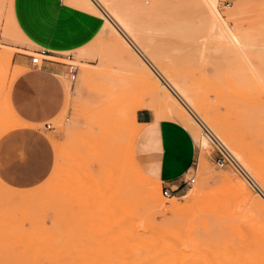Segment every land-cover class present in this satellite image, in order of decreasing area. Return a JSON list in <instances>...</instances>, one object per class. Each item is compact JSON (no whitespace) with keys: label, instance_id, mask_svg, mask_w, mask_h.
Masks as SVG:
<instances>
[{"label":"rangeland","instance_id":"374dc122","mask_svg":"<svg viewBox=\"0 0 264 264\" xmlns=\"http://www.w3.org/2000/svg\"><path fill=\"white\" fill-rule=\"evenodd\" d=\"M105 1L125 13L134 36L120 27ZM218 1L226 24L243 28L254 40L251 45L235 49L208 10L184 0L74 3L98 20L108 16L119 37L98 26L83 44L95 39L86 48L41 56L66 63L72 55L79 75L74 83L60 76L66 102L49 121L58 158L46 204L42 185L21 192L0 181V264H245L257 243L253 233H264L263 206L240 190L245 185L264 201L256 177L258 166L264 170V0ZM150 4L155 5L148 12L140 8ZM14 7L15 0H0V138L19 124L11 115L8 92L26 68L13 65L14 54L37 53L17 26ZM148 78L159 82L170 102L192 119L199 138L209 141L200 144L188 128L199 150L197 170L191 171L196 182L170 196L161 182L152 184L135 170L144 173L133 151L138 130L134 111L140 103L156 102ZM163 79L179 82L219 123L204 118L178 92L174 96ZM46 122L34 124L35 129L46 132ZM204 130L240 158L245 174L212 163L217 152ZM151 186L165 198V207L151 200ZM195 191L200 195L190 204ZM22 194L30 196L20 199ZM175 201L184 211L167 209ZM158 241L162 247H156Z\"/></svg>","mask_w":264,"mask_h":264},{"label":"crops","instance_id":"0c3cea01","mask_svg":"<svg viewBox=\"0 0 264 264\" xmlns=\"http://www.w3.org/2000/svg\"><path fill=\"white\" fill-rule=\"evenodd\" d=\"M14 11L25 40L36 52L45 51V56L86 48L95 39L83 44L97 34L98 26H104L103 19L98 20L93 12L66 0H15ZM13 65L26 70L16 77L8 92L19 124L0 138V181L21 192L42 185L45 205L58 156L54 137L49 135L53 129L45 132L35 129L34 124L48 121L46 126L63 110L66 90L60 76L65 74L66 65L50 59L35 65L30 55L22 53L14 54ZM135 124L139 132L133 151L142 171L163 187L183 191V180L199 157L190 130L177 120L157 118L148 108L137 111Z\"/></svg>","mask_w":264,"mask_h":264},{"label":"bare ground","instance_id":"6f19581e","mask_svg":"<svg viewBox=\"0 0 264 264\" xmlns=\"http://www.w3.org/2000/svg\"><path fill=\"white\" fill-rule=\"evenodd\" d=\"M69 3H72L74 4L77 0H68ZM85 1V0H84ZM184 1H188L189 3H193L194 5H196L198 8L200 7L202 10H208L209 13L212 14V17L214 18V21H216L217 23H219L222 27V29L224 30V37H226L230 43H232L235 46H240L239 48L241 47H245L247 46L249 43V45H251V43L254 42H251V38L249 37V35H247L246 31L244 30H240L238 29V27L236 29H232L231 27H229V25L226 24L225 20L223 19L222 15L219 13V1L218 0H184ZM157 3V1H155V4ZM105 4L106 6H108V8L110 9V12L111 14L114 16V18L116 19V22L120 25V27H122L124 29V31H126L128 33V35H133L134 36V33H133V30L130 26V24L128 23V20L126 19L125 17V13L122 12V10H119V8H116L115 6H111L109 5L106 1H105ZM154 4V5H155ZM153 5V6H154ZM85 6H88L89 7V4H85ZM145 5H141V9L144 8V11L143 12H148L150 10L153 9V6H150L149 8H146L144 7ZM115 7V8H114ZM139 8V9H140ZM140 9V10H141ZM143 10V9H142ZM141 10V11H142ZM104 15V18L105 20L104 21V26H103V32L104 33H108V34H112L114 35L115 37H119L117 35V33L119 34V32L115 31V22H113L108 16H106L105 14ZM14 20V19H12ZM115 24V25H114ZM114 25V27H113ZM174 25V24H173ZM177 26V24H175ZM119 28V27H118ZM178 28V27H177ZM176 28V30H177ZM182 30V28H181ZM222 30V31H223ZM184 31V30H183ZM182 31V32H183ZM223 33V32H222ZM132 37V36H131ZM125 38V37H124ZM226 38H225V41H226ZM122 42V45L124 44V42L122 40H120ZM228 43V42H227ZM243 47V48H244ZM125 48V47H124ZM230 48V47H229ZM237 47H235L236 49ZM232 49V47H231ZM229 49V50H231ZM246 49H248V47H246ZM234 50V49H233ZM238 50V49H237ZM232 51V50H231ZM131 54V53H130ZM147 54L150 55V57L152 59H154V61L158 64V66L160 67V69H162L161 65L159 64V62L149 53V51L147 50ZM132 58V57H131ZM138 61V60H137ZM140 62V61H138ZM141 63V62H140ZM142 64V63H141ZM143 65V64H142ZM161 71V70H160ZM163 71V72H162ZM161 72L164 74V69L162 70ZM154 72L157 73V71L154 70ZM157 75V74H156ZM158 79L159 77L161 78V76H157ZM161 80V79H160ZM168 81L170 82V84L174 87V90L171 85L169 84V82L165 81L163 79V84L166 88H168V90H170V92L174 95V94H180L182 95V97L189 103V105H193L196 110L199 111V113L204 117V118H207L211 121H213L215 124H218L219 123V119L217 118V116L214 115L213 112H211L207 106L201 104L200 102H193V100H191L189 97H188V94L186 92V90L183 88V86L179 83V82H176V81H173V80H170L168 79ZM147 86L149 87V89L151 90V92L154 94L155 98H156V102L155 103H152V104H146V103H140L137 105L135 111H134V117H136V113L139 109H143V108H148V109H154L155 110V114L157 116V118L159 117H164L165 119H173V118H176L177 121L179 120V122L183 123L187 128L191 129L193 134L196 135V137H198V141L200 142V144L202 145H205L207 144V139L206 138H199V135H198V131H197V128L194 126L193 124V121L192 119L185 114V112H183V110L176 104H173V102H170L169 100V97L170 95L162 90L160 87L161 85L159 84V82L157 80H154L152 78H148L147 80ZM178 92V93H177ZM174 95V96H176ZM183 101V100H182ZM184 105V104H183ZM9 109L11 111V115H13L15 117V113L14 111L12 110L11 108V105H10V101H9ZM190 112V111H189ZM191 114V113H190ZM193 116V114H192ZM195 117V116H193ZM160 119V118H159ZM16 122V121H15ZM197 122V121H196ZM10 124V123H9ZM13 124V123H12ZM11 124V125H12ZM8 125V124H6ZM5 125V126H6ZM15 125V124H14ZM9 126V125H8ZM2 128V127H1ZM6 130H7V126H6ZM137 130V129H136ZM5 130L2 129V133L4 132ZM137 134L139 132V127H138V130L136 131ZM1 135V134H0ZM225 145V144H224ZM239 149L240 146L238 147ZM233 152H236V151H233ZM236 154H238V156L240 157V153L236 152ZM133 155V153H132ZM240 159V158H239ZM134 161V159H133ZM135 163V162H133ZM136 164V163H135ZM133 164L135 167L136 165ZM244 164V163H242ZM260 164V163H259ZM245 165V164H244ZM133 166V167H134ZM136 168H139L138 166ZM258 175L256 176L258 181H259V184L260 186L262 187L263 191H264V170H261V166H258ZM137 171V173L140 175H142L143 178H145L146 180H149V181H153L152 184L157 182L156 180H154L153 178H150L148 177L146 174L142 173V172H138L137 169H135ZM141 171V170H140ZM141 180V179H140ZM142 183V182H141ZM144 183V182H143ZM147 183V182H146ZM159 183V181H158ZM258 184V185H259ZM235 187V186H234ZM240 190L243 191V193L247 192L246 194L248 195H251V197L253 198L252 200H256L258 203H260L263 208H264V201H262L261 199H259L258 197L256 198L254 195H253V191H251L247 186L245 185H241L240 186ZM147 188V186H145V189ZM235 191V190H234ZM146 192V191H145ZM232 192H233V189H232ZM148 194H149V197L151 198L152 201L154 202H157L158 205L160 206H164L165 205V198L161 195L160 191L155 187V186H151L148 188ZM231 194V192H230ZM199 192L195 191V192H192L190 195H189V199H190V204H192L195 200H197V198L199 197ZM238 195V194H237ZM264 195V194H263ZM30 195H25V194H22L20 199H28ZM232 196V195H231ZM261 197V196H260ZM206 201V198L205 200ZM165 207V206H164ZM167 208V207H166ZM169 209L171 212H179L183 209H185V206L180 204V203H177L176 201L175 202H172V204L170 203V206L167 208ZM136 227V226H135ZM139 228V227H138ZM244 228V227H243ZM153 232H151V235H152ZM253 233V232H252ZM160 234V233H159ZM254 234V237H255V240H257V243L255 245V248L253 249L252 251V254L251 256H249V258L247 257V255L245 256L244 258V262L245 264L246 263V260L248 259L249 260V263L248 264H264V233H262L261 235H258L257 233H253ZM155 235V234H154ZM154 235H152V238H158L157 237H153ZM250 235V233H249ZM135 236V235H134ZM262 236V237H260ZM166 237V236H165ZM254 237H251L252 240H254L253 238ZM159 239V238H158ZM157 239V240H158ZM164 239H167V238H164ZM248 240V238H245ZM160 240V239H159ZM171 240V239H170ZM152 241V240H151ZM249 241V240H248ZM118 242V241H117ZM251 242V241H250ZM158 243L159 241L157 242V245L156 247L158 246ZM162 243V242H161ZM161 245V244H159ZM181 246V245H180ZM158 247H162L161 246H158ZM179 247V246H177ZM143 248V247H142ZM183 249V247H180ZM163 248H161L162 250ZM160 250V249H159ZM242 251V250H241ZM124 252V251H123ZM144 252V251H143ZM166 252V251H165ZM152 253V252H150ZM165 254V253H164ZM176 254V253H175ZM248 254V253H247ZM166 255V254H165ZM233 255V253H232ZM179 257V256H177ZM176 257V258H177ZM181 258V257H180ZM242 257L240 256L239 258V261ZM176 261V260H175ZM241 263V262H240ZM129 264V263H128Z\"/></svg>","mask_w":264,"mask_h":264},{"label":"built area","instance_id":"2783aa9c","mask_svg":"<svg viewBox=\"0 0 264 264\" xmlns=\"http://www.w3.org/2000/svg\"><path fill=\"white\" fill-rule=\"evenodd\" d=\"M45 53H46L45 51H41V52H37L36 55L32 54L31 55L32 63L35 65L42 64L45 58L41 56H45L44 55ZM66 58L69 59L70 62H66V63L63 62L66 65L65 75L67 76L69 81L74 83L78 79L79 65H77L74 62V58L72 57V55H68ZM53 127L54 125L52 124V122L46 124L47 129H52ZM204 132H206V134L210 136L214 144V151L217 152V154L212 158V163L216 165L218 168H222V169L231 166L238 172L245 174L246 173L245 168L243 167L239 159L225 145H223L221 141L218 140L212 133L210 132L207 133L206 130H204ZM195 169L197 170L196 167H193L187 174L186 178L183 180L184 186H191L193 185V183L196 182V175L194 173L191 174V171L192 170L195 171ZM178 191H179L178 187L176 188H171L166 186L163 187V193L168 196H170V194H172L173 192L177 193Z\"/></svg>","mask_w":264,"mask_h":264}]
</instances>
